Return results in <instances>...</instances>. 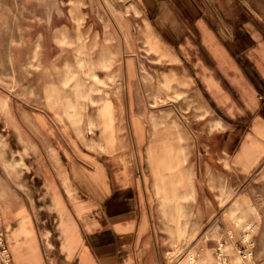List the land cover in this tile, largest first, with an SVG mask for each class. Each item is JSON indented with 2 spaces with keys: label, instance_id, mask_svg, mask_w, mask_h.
I'll return each instance as SVG.
<instances>
[{
  "label": "crops",
  "instance_id": "obj_1",
  "mask_svg": "<svg viewBox=\"0 0 264 264\" xmlns=\"http://www.w3.org/2000/svg\"><path fill=\"white\" fill-rule=\"evenodd\" d=\"M131 3L144 16V64L126 59L129 90L111 99L127 104L103 111L95 139H24L17 117L1 114L28 149L0 173L10 264H180L171 254L177 236L148 203L224 194L215 192L222 181H245L264 162V0ZM141 80L149 94L136 89ZM157 84L158 109L136 104L155 99Z\"/></svg>",
  "mask_w": 264,
  "mask_h": 264
},
{
  "label": "rangeland",
  "instance_id": "obj_2",
  "mask_svg": "<svg viewBox=\"0 0 264 264\" xmlns=\"http://www.w3.org/2000/svg\"><path fill=\"white\" fill-rule=\"evenodd\" d=\"M143 25L144 16L131 0H0L1 174L15 170L9 162L15 161L18 149L28 150L16 142L10 123L2 128L3 113L17 117L24 139L44 140L48 134L61 139L65 134L80 142L99 135L106 124L103 111L127 104L111 99L129 90L126 59L136 55L144 64ZM142 69L150 79L144 65ZM158 88L157 84L156 98L150 99L152 84L141 80L136 89L148 94L136 104L158 109ZM42 150L48 154V148ZM121 154L126 155L127 149ZM157 182L162 190L172 184L165 178ZM212 191L193 203L191 197L176 201L172 196L148 203L152 218L167 223L170 235L177 236L171 254L196 251L205 261L211 260L215 242L225 238L226 229H233L235 236L227 246L233 264H241L235 239L239 229L252 222L255 255L264 264V162L245 181L234 175L222 181L215 192L224 194L214 196ZM170 204L177 210L168 211ZM192 205L195 209L187 210Z\"/></svg>",
  "mask_w": 264,
  "mask_h": 264
},
{
  "label": "built area",
  "instance_id": "obj_3",
  "mask_svg": "<svg viewBox=\"0 0 264 264\" xmlns=\"http://www.w3.org/2000/svg\"><path fill=\"white\" fill-rule=\"evenodd\" d=\"M255 224L247 222L235 239V250L241 259V264H258L255 255L256 242L254 239ZM225 238L218 239L213 247L214 260L208 263L202 259L196 251H186L178 255L176 261L181 264H230V254L227 251V243L235 236L233 229L225 230ZM0 254L4 264H10V254L5 243L4 232L0 229ZM183 259L185 261L183 262Z\"/></svg>",
  "mask_w": 264,
  "mask_h": 264
}]
</instances>
